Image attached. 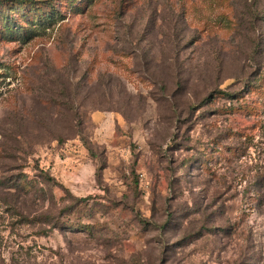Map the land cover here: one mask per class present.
<instances>
[{
  "label": "rangeland",
  "instance_id": "obj_1",
  "mask_svg": "<svg viewBox=\"0 0 264 264\" xmlns=\"http://www.w3.org/2000/svg\"><path fill=\"white\" fill-rule=\"evenodd\" d=\"M0 264H264V0H0Z\"/></svg>",
  "mask_w": 264,
  "mask_h": 264
},
{
  "label": "trees",
  "instance_id": "obj_2",
  "mask_svg": "<svg viewBox=\"0 0 264 264\" xmlns=\"http://www.w3.org/2000/svg\"><path fill=\"white\" fill-rule=\"evenodd\" d=\"M21 2V1H20ZM18 4H20V5H24L25 3H18ZM223 95H226L227 97H230V98H232V96L231 95H228V94H226V93H222Z\"/></svg>",
  "mask_w": 264,
  "mask_h": 264
}]
</instances>
